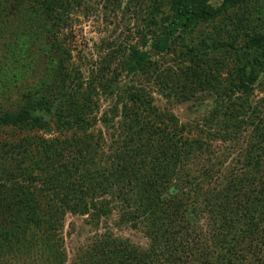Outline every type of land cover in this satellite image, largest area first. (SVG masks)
Here are the masks:
<instances>
[{
  "label": "trees",
  "instance_id": "1",
  "mask_svg": "<svg viewBox=\"0 0 264 264\" xmlns=\"http://www.w3.org/2000/svg\"><path fill=\"white\" fill-rule=\"evenodd\" d=\"M3 1L7 0H0L1 20H16L23 13L38 34L45 32L42 40L49 44L45 50L51 73L54 68L66 89L61 100L50 101L47 94L55 90L49 91L48 81L53 74L40 78L45 73L30 68L29 89L16 108L0 110V128L36 129L47 135L52 127L40 115L47 114L57 118L62 130L87 134L99 121L95 86L82 91L79 76L70 75L69 54L66 57L61 44L51 41L71 13L70 0H14L9 6ZM219 1L217 7L210 0L157 1L146 23L150 30L162 28L158 37L152 31L153 49L162 56L175 52L174 43L193 38L201 26L213 28L209 43L183 45L191 56L189 65L180 75L169 74V82L161 86L184 102L199 93L212 94L220 103L212 118H222L225 138L241 143L253 129L247 148L240 149L239 172L226 173V163L214 164L209 147L184 139L186 126L155 108L142 89L119 93L121 111L113 108L110 117L106 113L100 119L117 132L109 135V147L85 136L63 147L74 156L59 163L52 161L58 152L54 142L43 140L35 147L26 139L18 152L5 145L9 150L0 159V264L8 263L17 246L25 261L61 264L54 224L71 206L96 220L117 212L122 224L143 230L150 243L142 249L97 236L79 251L75 264H264V120L255 110L249 112L252 106L246 100L264 77V0ZM26 42L22 37L17 44L20 54L14 62L23 57L24 47L31 46ZM125 63L149 75L156 66L139 49L129 52ZM110 69L105 67L95 81L105 79ZM14 85L10 76L5 88ZM56 102L59 109L54 113ZM33 231L42 234L36 242L40 261L28 259L27 251L35 246L29 240Z\"/></svg>",
  "mask_w": 264,
  "mask_h": 264
},
{
  "label": "rangeland",
  "instance_id": "2",
  "mask_svg": "<svg viewBox=\"0 0 264 264\" xmlns=\"http://www.w3.org/2000/svg\"><path fill=\"white\" fill-rule=\"evenodd\" d=\"M11 1L14 0L3 1V3L9 6ZM157 1L163 4L167 2V0H70L72 4L71 13L65 15L63 28L58 32L55 31L54 35L57 38H51V41L61 44L67 53L66 57L69 54L70 75L72 77L79 76L82 91L88 92L91 85L95 86V102L98 105L97 116L99 121L87 134L75 128L71 131L62 130L58 127L57 118L47 114H40L44 121L52 127L50 134L47 135L36 129L24 131L22 129L0 128V159L9 148L16 149L11 152H18L20 145L24 144L26 139L32 140L35 147L41 146L43 140L54 142L58 152L57 155L52 156V161L59 163H68L74 156L63 147L85 136L94 138V144L96 141L102 143L101 139L103 144L109 147L111 145V138L109 137L117 132L113 131V127L109 128L108 125L103 124L100 119L104 118L106 113L110 117V111L113 108H116L118 112L121 111L122 101L118 98L119 93H121L120 96H123L125 92L134 91V88H137L145 92L146 96L152 100L155 108H158L161 113L168 118L173 116L180 127L186 126L184 139H188L191 143H202L209 147L211 158L217 160L214 164H220L224 161L226 173L239 172L240 153L247 148L249 138L253 135V129L248 130L241 143L239 140L225 138L221 127L222 118L218 117L217 120L212 118L215 110L220 106L219 101L212 94L208 92L199 93L184 102L175 96L171 90L164 91L161 86V83L169 82L167 79L169 74L180 75L181 71L189 65L191 56L188 51L183 50V45L197 46L203 40H207L209 43L208 33L212 32L213 28L201 26L198 34L187 39L185 43L183 40L175 42L173 45V49H176L175 52L166 56L158 55L153 49V41L155 36L160 35L162 28L150 30L146 23L150 6ZM210 1L214 6H219V0ZM26 18L27 15L21 13L16 20L7 19L3 21L0 19V110L16 108L21 104L24 93L29 89L26 85L32 82L33 74L30 68L45 73V75H39L40 78L47 77L48 73L52 71L49 52L45 50L49 44L43 43L42 40L46 36L45 32L38 34L39 29L36 26L30 27L34 23ZM220 23L222 26L219 28L223 29L225 27L224 22L220 21ZM152 31H154L153 33L156 32L155 36ZM22 37L24 42L30 40L33 42H26L28 45L31 43V46L24 47L25 50L21 51L23 57L14 62L15 54H20V49L18 48L17 52L15 49ZM225 37L229 36L226 34ZM29 47L31 48L28 56L27 49ZM133 49H139L142 54H147L152 63L156 64L154 69H151L150 75L139 72L135 69V65L128 67V64L125 63L128 61L129 52ZM210 59L215 60L214 57H210ZM109 65L111 69L107 71L108 75L105 79L95 81V78L101 72H105V67H109ZM51 74H53V78L48 81L50 84L49 91L55 90V93H48L47 95L52 97L51 99L48 97V99L52 101L57 97L61 100L64 93L62 90L66 89L65 84L55 75L54 68ZM10 76L12 85L16 84L11 88H5ZM107 81H110L109 85L105 86L104 83ZM246 100L252 106L249 112L255 110L259 113L257 116L264 120V77L255 85L253 92ZM58 105L59 102H56L51 109L52 112L55 113L59 109H57ZM118 120L116 118L113 126ZM6 144L11 147H5ZM29 149L35 151V148ZM212 151H215L216 154ZM0 166L2 165L0 164ZM38 185L37 187H40ZM78 211V208L71 206L63 216H59V221L54 224L63 255L61 264H75L79 251L90 247L92 240L97 236L105 235L107 237L106 235H108L107 238L110 241H127L142 249H147L150 246L143 230H136L131 228L129 224H122L120 214L117 212H113L107 220H96L91 217V213L83 214ZM205 224V222H201V226L206 232ZM41 238L42 234L39 232H29V240L35 246L27 251V254L31 255L28 259L40 261L41 255L36 242L40 241ZM27 244L30 243L27 242ZM23 245L20 244L19 247L21 248ZM17 248L18 246L15 248V252L8 256V263L4 262L3 264H34L25 261L24 256L18 255ZM40 264H46V261L43 259V263Z\"/></svg>",
  "mask_w": 264,
  "mask_h": 264
}]
</instances>
